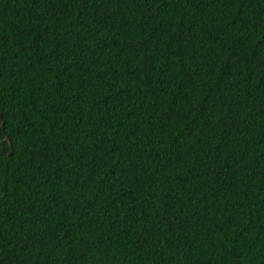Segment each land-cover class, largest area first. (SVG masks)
<instances>
[{
	"label": "trees",
	"instance_id": "obj_1",
	"mask_svg": "<svg viewBox=\"0 0 264 264\" xmlns=\"http://www.w3.org/2000/svg\"><path fill=\"white\" fill-rule=\"evenodd\" d=\"M0 264H264V0H0Z\"/></svg>",
	"mask_w": 264,
	"mask_h": 264
}]
</instances>
